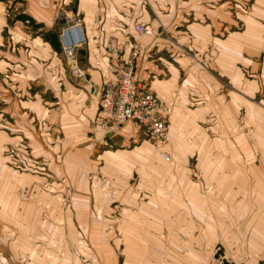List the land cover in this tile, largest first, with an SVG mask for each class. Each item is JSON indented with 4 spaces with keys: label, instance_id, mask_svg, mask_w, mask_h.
<instances>
[{
    "label": "crops",
    "instance_id": "crops-1",
    "mask_svg": "<svg viewBox=\"0 0 264 264\" xmlns=\"http://www.w3.org/2000/svg\"><path fill=\"white\" fill-rule=\"evenodd\" d=\"M16 2L24 18L0 2V150L53 171L14 172L0 157L1 260L264 264V0ZM62 8L85 37L81 78L62 59ZM133 40L144 47L135 76L170 107L168 142L137 141L127 124L94 153L107 46L126 59ZM65 187L66 209L49 196Z\"/></svg>",
    "mask_w": 264,
    "mask_h": 264
},
{
    "label": "built area",
    "instance_id": "built-area-1",
    "mask_svg": "<svg viewBox=\"0 0 264 264\" xmlns=\"http://www.w3.org/2000/svg\"><path fill=\"white\" fill-rule=\"evenodd\" d=\"M60 27L58 40L62 59L69 73L84 77L80 64V51L85 37L79 19L75 14L61 11L58 15ZM138 34L154 35L155 29L149 24H135ZM128 57L123 59L124 46L112 41L107 46L108 71L111 78L100 83V97L93 127L105 136H112L130 124L132 136L137 141L150 140L163 148L168 142L170 107L160 101L145 81L135 76L144 53V47L137 41L130 42ZM161 156L169 160V153L162 150ZM205 264H228L221 256L210 257Z\"/></svg>",
    "mask_w": 264,
    "mask_h": 264
},
{
    "label": "rangeland",
    "instance_id": "rangeland-1",
    "mask_svg": "<svg viewBox=\"0 0 264 264\" xmlns=\"http://www.w3.org/2000/svg\"><path fill=\"white\" fill-rule=\"evenodd\" d=\"M7 1H9V2H7ZM17 0H0V2H3L2 4H4L3 6L5 7V8H3V11L5 12V13H10V12H16V14H17V16L18 17H22V18H24V16H22V14H21V2H16ZM6 3V4H5ZM63 10H64V8H62ZM10 11V12H9ZM4 39H0V41L2 42V43H4L5 41H3ZM1 47V46H0ZM256 97H255V101H256ZM49 101H50V99H49ZM0 117H2L0 120V124H5V121L7 120V121H9L8 119L9 118H7V116H6V114L5 113H1V115H0ZM35 122V121H34ZM0 130H4V127L3 126H0ZM40 133V132H39ZM7 134L9 135V136H18V137H21L20 135H21V132L20 131H16V132H11V131H9V130H7ZM54 138H56V137H54ZM108 138H111V136H105V135H102L101 133H100V135H98L97 137H93V139H95V141L96 142H94V148H93V152L95 153V152H99V150H100V147L102 148V146H100V145H98V144H100L98 141H101V140H106V139H108ZM24 141L26 142L27 140L24 138ZM98 146H100V147H98ZM104 147V146H103ZM7 149V148H6ZM27 150V149H26ZM7 151V152H6ZM18 151V148L17 147H15V152L16 153H18L17 152ZM19 151H22V150H19ZM28 152H29V148H28ZM14 152H11V151H9V147H8V149L7 150H0V157L2 158V159H5V160H7V158H8V156L10 157V158H13V159H11L10 161H8V163H9V165L12 167L11 169L14 171V172H19V173H22V172H24V173H28V174H37V173H42V175L43 176H45L46 177V175L45 174H47V173H49V172H52L53 170L51 169V167H49L48 165H47V162H45L46 163V165H35V164H33V163H31V162H28L27 161V159H25L23 162L21 161V160H19V158L16 156V155H14L13 154ZM19 154V153H18ZM10 155H12V156H10ZM20 155V154H19ZM26 155L28 156V153H26ZM92 158H96V154H93L92 155ZM48 178V177H47ZM49 179V178H48ZM48 179H45V180H48ZM60 182V181H59ZM46 187H48V182L47 181H45V182H42L41 184H39V188L41 189V190H43V191H45V192H47V193H50L47 189H46ZM62 190V192H61V194L60 195H49L51 198H56V199H59L60 200V203H61V206H64V209H66L67 207H68V205L70 204V202H71V197H72V190H70L69 188H67V187H65L64 189H61ZM55 194V193H54ZM47 196V195H46ZM49 196H47L48 198H50ZM12 234H13V238L16 236V231H12ZM4 236L5 237H7L8 238V241H7V245L6 246H9V244L11 245L13 242H14V240L12 239V237L11 236H7V235H5L4 234ZM2 238V236L0 235V239ZM3 246H4V242H3ZM15 249H17V248H15ZM5 254H8L7 252H6V250L5 249H3V247H1V245H0V256L1 257H4V255ZM0 264H6V262H4V260L2 261L1 260V258H0Z\"/></svg>",
    "mask_w": 264,
    "mask_h": 264
}]
</instances>
